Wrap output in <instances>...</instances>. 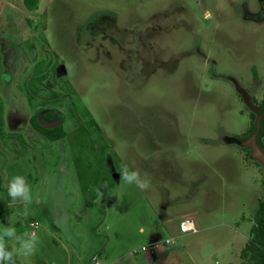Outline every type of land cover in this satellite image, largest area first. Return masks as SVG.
<instances>
[{"label":"rangeland","instance_id":"rangeland-1","mask_svg":"<svg viewBox=\"0 0 264 264\" xmlns=\"http://www.w3.org/2000/svg\"><path fill=\"white\" fill-rule=\"evenodd\" d=\"M35 1L0 0V227L38 234L30 264H240L263 195L262 1ZM47 113L65 139L32 129Z\"/></svg>","mask_w":264,"mask_h":264},{"label":"clouds","instance_id":"clouds-1","mask_svg":"<svg viewBox=\"0 0 264 264\" xmlns=\"http://www.w3.org/2000/svg\"><path fill=\"white\" fill-rule=\"evenodd\" d=\"M84 99L88 102L87 97ZM120 180L123 184L135 185L142 191L151 187V179L147 173L142 175L140 169L131 168L127 164L121 168ZM7 192L13 202L20 201L25 204L33 202L32 188L24 175L13 176L8 183ZM36 202L39 203L38 200ZM27 214L26 210L24 215ZM16 222L14 218H9L8 223L0 227V264H17V258L21 264H30L31 257L38 250L40 243L38 234L36 232L18 234Z\"/></svg>","mask_w":264,"mask_h":264},{"label":"trees","instance_id":"trees-1","mask_svg":"<svg viewBox=\"0 0 264 264\" xmlns=\"http://www.w3.org/2000/svg\"><path fill=\"white\" fill-rule=\"evenodd\" d=\"M27 1L33 3L36 2L35 0ZM258 111L260 114V126L258 127L254 124L255 116L251 114V124L248 133H250L251 135L257 133V141L264 153V97L258 103ZM33 123L34 126L40 132H42V134H44L47 139L51 141L64 136V132L61 127L56 129H47L40 124V121L36 116L33 117ZM262 186L263 195L262 198L258 201V207L253 217L251 238L241 252L240 264H264V178L262 180Z\"/></svg>","mask_w":264,"mask_h":264},{"label":"flooded vegetation","instance_id":"flooded-vegetation-1","mask_svg":"<svg viewBox=\"0 0 264 264\" xmlns=\"http://www.w3.org/2000/svg\"><path fill=\"white\" fill-rule=\"evenodd\" d=\"M261 1L264 2L263 0H261ZM263 13H264V11H263ZM34 116H36V117L38 118V120L40 121V124H41L43 127L47 128V129H56V128H59V127L62 128V130H63V132H64V136H62V137H60V138H57V139L53 140L52 142H58V141H61V140L65 139V137H66V133H65V129H64V127H63L62 124H54L53 126H48V125L46 124L49 120L52 119V118H51V113L44 114V115H42L41 117H39L38 115H34ZM34 116H33V117H34ZM33 117H30V119H29V124L31 125L32 129H33L38 135H41L43 139H45V140H49V139H47V138L44 136V134H42V132H40V131L34 126V123H33ZM45 117H47V118H45ZM44 118H45V119H44Z\"/></svg>","mask_w":264,"mask_h":264},{"label":"crops","instance_id":"crops-1","mask_svg":"<svg viewBox=\"0 0 264 264\" xmlns=\"http://www.w3.org/2000/svg\"><path fill=\"white\" fill-rule=\"evenodd\" d=\"M262 4H263V7H264V2H262ZM159 228V227H158ZM139 231L142 233V234H144V233H146V231H145V228H143V227H140V229H139ZM179 232H180V230H179ZM148 234H150V237H151V239H150V241H151V243L153 242V243H156L157 242V229L156 230H148ZM180 235H184V233H181L180 232ZM169 241V240H168ZM155 248H150L149 247V250H151L152 252V254H150V255H148V256H146L147 258H145V259H143V261L144 262H146L147 264H159V263H157V261H156V253H157V251H155L154 250ZM93 260H95V257L93 258ZM124 263V262H123ZM98 264V263H97Z\"/></svg>","mask_w":264,"mask_h":264},{"label":"built area","instance_id":"built-area-1","mask_svg":"<svg viewBox=\"0 0 264 264\" xmlns=\"http://www.w3.org/2000/svg\"><path fill=\"white\" fill-rule=\"evenodd\" d=\"M189 222H191V221H187V222H184L181 224L180 228H181L182 233H189V232L193 233V232L197 231L194 224H193V227L191 229H185V225L188 224ZM167 242H169V241H167Z\"/></svg>","mask_w":264,"mask_h":264},{"label":"bare ground","instance_id":"bare-ground-1","mask_svg":"<svg viewBox=\"0 0 264 264\" xmlns=\"http://www.w3.org/2000/svg\"><path fill=\"white\" fill-rule=\"evenodd\" d=\"M193 227V223L189 222L188 224L185 225V229H191Z\"/></svg>","mask_w":264,"mask_h":264},{"label":"water","instance_id":"water-1","mask_svg":"<svg viewBox=\"0 0 264 264\" xmlns=\"http://www.w3.org/2000/svg\"><path fill=\"white\" fill-rule=\"evenodd\" d=\"M251 141V140H250Z\"/></svg>","mask_w":264,"mask_h":264}]
</instances>
